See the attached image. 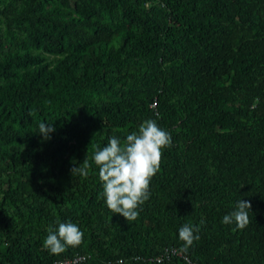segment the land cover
Wrapping results in <instances>:
<instances>
[{
	"label": "trees",
	"instance_id": "16d2710c",
	"mask_svg": "<svg viewBox=\"0 0 264 264\" xmlns=\"http://www.w3.org/2000/svg\"><path fill=\"white\" fill-rule=\"evenodd\" d=\"M48 1L62 10L42 12ZM21 2V11L8 4L1 15L26 27L42 52L66 45L75 53L51 71L32 70L19 87L0 85L1 108L17 124L0 122V264H58L77 255L85 260L76 264H264V0ZM152 2L159 6L144 7ZM22 44L17 36L5 47L0 38V76L42 61L16 49ZM176 60L178 68L163 67ZM72 89L95 100L78 107ZM173 97L183 110L170 120ZM145 119L171 134V146L150 198L128 223L104 203L93 156ZM40 123L56 129L46 141ZM84 160L89 176H78L75 188L61 184L65 165ZM239 200L251 203L243 230L222 223ZM57 221L77 224L84 237L52 255L42 244ZM185 224L200 231L182 253ZM165 248L181 256L157 262Z\"/></svg>",
	"mask_w": 264,
	"mask_h": 264
},
{
	"label": "clouds",
	"instance_id": "9594fccd",
	"mask_svg": "<svg viewBox=\"0 0 264 264\" xmlns=\"http://www.w3.org/2000/svg\"><path fill=\"white\" fill-rule=\"evenodd\" d=\"M55 130L53 125L40 123L37 134L46 141ZM170 146L171 134L155 120L145 119L123 141L112 136L106 146L97 147L93 160L99 170L104 203L113 215L122 216L128 223L138 218V209L150 198L151 179L161 170L163 149ZM72 164L69 170L72 177L89 176L91 164L87 160L82 164L72 161ZM250 209L249 201L239 200L234 210L223 216L222 223H234L236 229L243 230L251 223ZM199 231V226L191 224L179 228L180 252L187 253L193 243L199 240ZM83 237L84 233L77 224L57 221L56 227L48 229L42 247L52 255H59L69 247H79ZM117 264H124V261L118 260Z\"/></svg>",
	"mask_w": 264,
	"mask_h": 264
},
{
	"label": "rangeland",
	"instance_id": "374dc122",
	"mask_svg": "<svg viewBox=\"0 0 264 264\" xmlns=\"http://www.w3.org/2000/svg\"><path fill=\"white\" fill-rule=\"evenodd\" d=\"M22 0H0V12H4L7 9L8 4H13L16 8V10L21 11L23 4L21 2ZM153 6H159L156 2L147 3L144 7L146 9H150ZM61 11L62 9L54 2V1H48L45 2L42 7L41 11H52L53 9ZM71 12L68 14L65 13V17L67 16H73ZM20 22L14 21L12 18H5L0 13V38H2L5 42V47H8L10 43L14 40L15 37L20 36L23 40L22 46H17V50H21L22 52H31L32 56H36L39 58H42V61L37 64H31L30 66H19L16 70H10L6 74L0 76V85L1 86H8L11 88L19 87L24 82L25 76L29 74L32 70L38 69L39 67L44 68L46 71L53 70L64 58L70 56L71 54L75 53V51L64 45L61 49V52L59 53H45L42 52L41 48L37 45H34L28 37V34L26 33L24 28L20 27ZM23 26V24H22ZM26 26V25H24ZM45 30L50 31V29L45 28ZM33 44V45H31ZM134 66L137 67H145L148 64L144 61H135L132 62ZM180 65L179 60H176L172 63H168L163 65V67H166L168 70L172 68H178ZM120 88V86H118ZM69 99L73 100L74 104H76L78 107H81L80 105H83L87 102H90L91 100H95V97L90 94H86L81 92L78 89H72L70 91V95L68 96ZM170 102H174L175 105L169 109V112L165 113L166 118L172 120V113L175 112L177 114L182 113V100L178 99V97H173ZM0 122H3L5 125H10L12 127H16L17 124L13 122L11 119V115L6 114L5 110L1 108L0 105ZM175 129L174 126L170 127V131H173ZM76 164H79L80 162L75 161ZM73 166L72 161H70L68 164L64 167V172L61 176L60 183L65 185L66 187L75 188L80 183V178L78 176L72 177L70 174V168ZM1 170V168H0ZM4 180L3 173H0V188L2 187V184ZM28 184V188H29ZM105 222L107 225H109L113 230L117 229L120 230V224L116 221H113L109 217H105Z\"/></svg>",
	"mask_w": 264,
	"mask_h": 264
},
{
	"label": "built area",
	"instance_id": "2783aa9c",
	"mask_svg": "<svg viewBox=\"0 0 264 264\" xmlns=\"http://www.w3.org/2000/svg\"><path fill=\"white\" fill-rule=\"evenodd\" d=\"M155 104H153L154 106ZM171 256H181V253L176 250V249H173V248H165L162 252V255H160L156 261L157 262H162L163 260H167L169 259ZM85 260V257L83 256H75L73 257L72 259H69V260H66L64 262H59L58 264H76V263H79V262H82Z\"/></svg>",
	"mask_w": 264,
	"mask_h": 264
}]
</instances>
